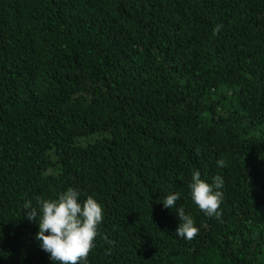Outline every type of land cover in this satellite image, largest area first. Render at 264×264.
I'll list each match as a JSON object with an SVG mask.
<instances>
[{
    "label": "trees",
    "instance_id": "obj_1",
    "mask_svg": "<svg viewBox=\"0 0 264 264\" xmlns=\"http://www.w3.org/2000/svg\"><path fill=\"white\" fill-rule=\"evenodd\" d=\"M68 189L103 208L84 264H264V0H0V264H53L25 204Z\"/></svg>",
    "mask_w": 264,
    "mask_h": 264
},
{
    "label": "clouds",
    "instance_id": "obj_2",
    "mask_svg": "<svg viewBox=\"0 0 264 264\" xmlns=\"http://www.w3.org/2000/svg\"><path fill=\"white\" fill-rule=\"evenodd\" d=\"M219 31V26L214 30ZM217 166L224 161L218 159ZM223 178L214 176L211 182L201 178V172L194 170L188 183L192 202L209 217H219V207L223 199ZM81 193L68 189L54 199L38 198L36 206L25 204L24 215L38 224L34 239L38 246L49 254L53 264H84L89 251L94 247L98 226L103 220L102 205L89 195L81 200ZM180 192H169L160 199L163 207L173 210L178 216L175 236L192 240L199 232L194 219L187 214L182 204Z\"/></svg>",
    "mask_w": 264,
    "mask_h": 264
}]
</instances>
